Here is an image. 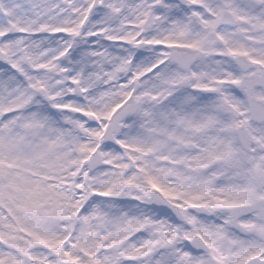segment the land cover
Listing matches in <instances>:
<instances>
[{
    "label": "snow or ice",
    "instance_id": "1",
    "mask_svg": "<svg viewBox=\"0 0 264 264\" xmlns=\"http://www.w3.org/2000/svg\"><path fill=\"white\" fill-rule=\"evenodd\" d=\"M0 264H264V0H0Z\"/></svg>",
    "mask_w": 264,
    "mask_h": 264
}]
</instances>
